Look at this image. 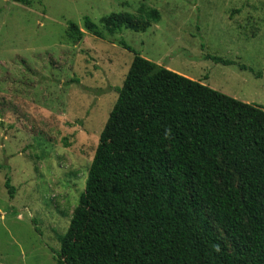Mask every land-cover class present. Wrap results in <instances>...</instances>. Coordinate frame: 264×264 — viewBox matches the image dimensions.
Here are the masks:
<instances>
[{
    "label": "rangeland",
    "instance_id": "obj_1",
    "mask_svg": "<svg viewBox=\"0 0 264 264\" xmlns=\"http://www.w3.org/2000/svg\"><path fill=\"white\" fill-rule=\"evenodd\" d=\"M29 1L0 0V264H56L133 53L264 110V0ZM112 13L151 24L109 34Z\"/></svg>",
    "mask_w": 264,
    "mask_h": 264
},
{
    "label": "trees",
    "instance_id": "obj_2",
    "mask_svg": "<svg viewBox=\"0 0 264 264\" xmlns=\"http://www.w3.org/2000/svg\"><path fill=\"white\" fill-rule=\"evenodd\" d=\"M100 24L143 33L151 22ZM83 27L102 38L87 17ZM66 35L78 42L77 25ZM133 55L56 264H264V110Z\"/></svg>",
    "mask_w": 264,
    "mask_h": 264
}]
</instances>
